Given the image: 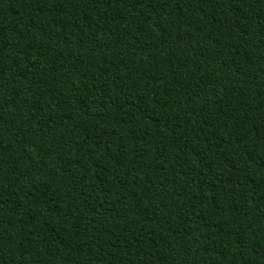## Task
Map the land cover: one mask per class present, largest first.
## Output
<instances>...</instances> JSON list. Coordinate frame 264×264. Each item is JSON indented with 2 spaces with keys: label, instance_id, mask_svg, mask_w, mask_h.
<instances>
[{
  "label": "trees",
  "instance_id": "trees-1",
  "mask_svg": "<svg viewBox=\"0 0 264 264\" xmlns=\"http://www.w3.org/2000/svg\"><path fill=\"white\" fill-rule=\"evenodd\" d=\"M0 264H264V0H0Z\"/></svg>",
  "mask_w": 264,
  "mask_h": 264
}]
</instances>
